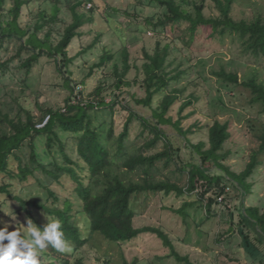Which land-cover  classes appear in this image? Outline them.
I'll return each mask as SVG.
<instances>
[{
  "label": "rangeland",
  "instance_id": "1",
  "mask_svg": "<svg viewBox=\"0 0 264 264\" xmlns=\"http://www.w3.org/2000/svg\"><path fill=\"white\" fill-rule=\"evenodd\" d=\"M176 1L190 12L193 11L194 4L202 3V0ZM97 4L102 7L103 17L96 13L93 24L85 26L81 30L82 37L75 40L69 48V56H75L74 64L69 67L70 81L75 92H83V96L88 98L99 88L101 97L106 103H112L114 97L119 96V92L115 89L116 77L113 73L115 65L121 67L120 42L115 34L119 30L124 36L130 64V71L124 79L129 86L122 87L123 95L120 96L119 101L124 100L123 104H128L131 109L149 118L151 111L136 105L129 95H134L137 99L145 97L142 87L144 76L141 71L144 51L152 53L156 43L159 42L161 46L168 44L171 48L169 62L174 61L175 66L179 65L180 70L185 71L182 78L170 88V90L177 88L185 91L169 115L173 116L175 121L180 104L190 100L193 103L185 113L193 112V116L183 124L184 126L187 127L193 122L211 126L215 120L228 123L230 137L224 145V151L231 153L226 165L231 166L234 171H242L252 152L258 151L260 146L264 145V112L262 106L250 104L251 93L241 84L250 79H256L264 84V58L244 55L239 39L213 35L209 29H198L189 47L182 41L183 30L180 25L166 24L163 29L154 31L148 22L156 24L158 20L164 18L166 11L148 0H97ZM60 8L59 18L62 21L57 25L59 32L71 22L70 13L65 5L61 4ZM89 8L90 4H85L84 9L89 10ZM36 12V7L31 8L30 14L23 9L19 21L22 28L33 26ZM203 15L206 18L218 17L219 14L211 0H204ZM231 16L237 21L262 20L264 0H235ZM106 17L111 20L110 25L104 24L103 20ZM43 33L44 31L39 33L38 37L42 38ZM97 36L99 39L94 46L78 55ZM52 38L56 41L58 35L53 33ZM19 44L20 42L15 40L5 41L0 48V111L7 114L10 119L19 117L24 121L27 113L38 119L44 116V111L47 109H63L69 97V91L64 87V77L58 74L53 61L45 57L40 58L32 66L30 73L26 74V69L21 64L29 57V53L25 50L19 52ZM106 52L114 56L113 60L100 69L92 70ZM221 70L236 74L239 83L234 85L218 79L215 74ZM160 98L161 96L154 99V108ZM114 109L113 113L107 108L92 112L93 127L97 129L102 126L105 132L112 126L114 135L118 136L122 132L128 112L123 110L120 104H116ZM46 117L47 115L44 118ZM129 128V145L139 148L151 138L148 133L140 135L141 126L138 121H133ZM161 128L173 146L174 164L168 169H163L160 162L158 165L161 172L156 175V179H164L167 176L172 180L179 179L180 184L184 185L186 175L176 170L180 168L187 170L185 165L194 161V157L185 141L178 136L171 125ZM58 134L65 143L67 154L75 158L77 135L60 131ZM188 138L194 144L205 140L201 132L189 135ZM35 147L42 164L49 165L50 169L54 159L58 164H62L60 153L54 152L52 156L47 151L44 137L35 141ZM162 150L163 143L159 142L153 149L144 151V154L154 155ZM28 152V148H24L22 155ZM258 158L261 165L248 180L252 185L250 195L242 197L240 190L231 183H225L226 188L221 195L217 193L215 187H208L202 183L193 193L180 197L174 193L136 195L131 200V207L135 213L134 227L160 229L169 237L175 251L181 256L189 257L193 264H264L261 256L245 247L242 235L247 233L251 239L256 237L255 232L244 225L242 219L244 209L252 207L264 212V151ZM208 175L218 176L219 173L212 169ZM130 177L133 180L138 178L134 174ZM62 183L63 185L56 184L38 171L25 185L15 187L13 191L20 192V197L23 199L42 203L47 188L54 191L60 201L65 195H69L68 198L74 202V211H77L79 203L71 193L72 182L64 178ZM201 194H205V198H211L214 202L212 214L208 219L200 200ZM0 200L6 202L0 207L1 228L7 224L9 231L18 229L26 235L29 219L15 212L19 208L15 202L5 196H0ZM185 203L190 204V207L185 210L186 217L183 219L176 212ZM58 205L61 207V203ZM31 212L41 224L46 225L53 220L43 212L33 209ZM75 223L81 227L82 235L86 236L88 233L85 218L77 215ZM18 224L20 228L17 227ZM63 252L71 257H82L86 264H104L105 261L111 264H123V260L128 263L137 260V264H183L168 257L170 250L156 235L149 233H143L135 240L124 244L111 243L99 235H91L88 246L73 252L72 247L67 245ZM48 260L50 257L49 259L47 257L46 261Z\"/></svg>",
  "mask_w": 264,
  "mask_h": 264
},
{
  "label": "trees",
  "instance_id": "2",
  "mask_svg": "<svg viewBox=\"0 0 264 264\" xmlns=\"http://www.w3.org/2000/svg\"><path fill=\"white\" fill-rule=\"evenodd\" d=\"M148 1L156 3L166 11L164 18L158 20L156 24L148 22L154 31L163 29L166 24L180 25L183 30L182 41L189 47L198 29H209L213 35L239 39L244 55L264 58V19L252 21L233 19L231 10L235 0H211L219 14L216 18H206L203 15L204 0L200 5L194 4L192 12L183 8L176 0ZM61 4H64L69 11L71 22L59 32L57 25L62 21L59 18ZM85 4H90L89 10L84 9ZM32 7L37 9L35 22L32 27L22 28L19 22L22 11L26 9L30 14ZM101 11H103L102 7L97 4V0H0V48L5 41H19V52L25 50L29 53V57L21 64L26 69V74L30 73V69L40 58L52 60L58 74L64 77V87L69 91L63 109H47L44 111V116L38 119L29 113L26 114L24 121L19 117L10 119L7 114L0 111V196L15 202L19 206L15 212L31 219L41 230L47 224L38 222L32 216L31 209L43 212L53 220H59L67 245L72 247L73 252L88 246L91 235H99L111 243L124 244L135 240L143 233H149L156 235L170 250L168 257L178 263L193 264L189 257L181 256L175 251L169 237L160 229L134 227L135 213L131 207L132 198L147 193L165 195L174 193L180 197L196 191L200 183L215 187L219 195L224 194L225 183H231L240 190L242 197H246L250 195L252 188L248 180L261 165L258 156L264 151V145L262 144L258 151L252 152L243 170L237 172L226 165L231 153L224 151V145L230 137L228 123L215 120L211 126L197 122L184 126L183 124L193 116V112L185 113L193 103L190 100L180 104L177 110L178 117L174 121L169 113L185 90L177 88L170 90V88L182 78L185 71L180 70L181 66H175L174 61L169 62L171 48L168 44L161 46L159 42L156 43L152 53L144 51L141 71L144 76L142 87L145 97L137 99L134 95H129L136 105L150 110L151 116L148 118L140 115L128 104H123L124 100L119 101L120 96L123 95L122 87L129 86L124 79L130 71L128 50L125 47L124 36L119 30L115 34L120 42L121 67L115 65L113 71L116 77L115 89L119 92V96L114 97L112 103H106L101 97L99 88L88 98L83 96V92L76 93L70 81L69 71V67L74 64L75 56H69V48L75 40L82 37L81 30L93 24L96 13L103 17L104 12ZM104 19V24H111L109 18ZM42 31H44L42 38H39L38 35ZM53 33L58 35L56 41L52 38ZM97 39L99 36L78 55L91 49ZM113 57L110 52H106L92 70L106 66ZM215 76L224 83L234 85L239 83L236 74L224 70L216 73ZM241 85L251 93L250 104L262 106L264 112V84L256 79H250ZM159 96L161 98L154 108L153 101ZM116 104H120L122 109L128 112L122 132L115 136L112 126L105 132L102 126L94 128L91 113L102 108H107L113 113ZM46 115L47 117L44 118ZM46 119V124L39 127ZM133 121L140 123L141 136L144 133L151 136L139 148L128 144L129 127ZM167 125H171L178 136L185 141L194 157V161L185 165L187 170L186 168L176 170L186 175L184 185L180 184L179 179L172 180L167 176L164 179H156V175L161 172L158 165L160 162L163 169H168L174 164L173 146L161 128ZM58 131L77 135L75 158L67 154L65 143L61 140ZM198 132L204 134L205 140L194 144L188 136ZM42 137L45 138V147L52 156L56 152L60 153L62 164H58L54 159L50 169L49 165L39 161L40 156L36 152L35 141ZM159 142L163 143L161 152L149 156L144 154V151L153 149ZM24 148H28L29 152L22 155ZM212 169H215L219 175L210 177L208 172ZM38 171L59 185H63L62 179L68 178L73 184L71 193L78 201L79 209L74 211V202L68 198L69 195H65L60 201L55 192L47 188L42 203L23 199L20 197V192L13 191L15 187L25 185ZM133 174L138 176L137 180L130 177ZM200 200L208 219L212 214L214 202L211 198H205V194L200 195ZM5 204V201L0 200V207ZM188 207L190 204L185 203L176 213L184 219ZM77 215H82L86 220L88 233L86 236L82 235L81 227L75 223ZM242 219L244 225L250 227L256 235L251 239L247 233L242 234L245 247L264 259V212H260L258 208L248 207L244 209ZM230 221H232L231 217ZM19 226L18 224L17 227L20 228ZM47 257L48 259L50 257V260L46 261ZM39 258L42 260L40 264H86L82 257H71L51 246L43 251ZM137 263V260L131 263L123 260V264ZM104 264L111 263L105 261Z\"/></svg>",
  "mask_w": 264,
  "mask_h": 264
},
{
  "label": "clouds",
  "instance_id": "3",
  "mask_svg": "<svg viewBox=\"0 0 264 264\" xmlns=\"http://www.w3.org/2000/svg\"><path fill=\"white\" fill-rule=\"evenodd\" d=\"M8 229L7 224L0 228V264H40L39 257L49 246L61 252L67 248L59 220L48 222L41 230L29 219L26 235Z\"/></svg>",
  "mask_w": 264,
  "mask_h": 264
},
{
  "label": "built area",
  "instance_id": "4",
  "mask_svg": "<svg viewBox=\"0 0 264 264\" xmlns=\"http://www.w3.org/2000/svg\"><path fill=\"white\" fill-rule=\"evenodd\" d=\"M46 122H47V119L43 122V124L41 125V126H39V127H42L44 124H46Z\"/></svg>",
  "mask_w": 264,
  "mask_h": 264
}]
</instances>
